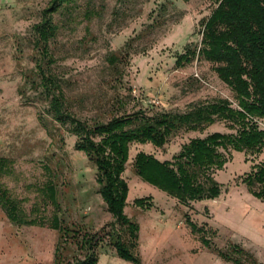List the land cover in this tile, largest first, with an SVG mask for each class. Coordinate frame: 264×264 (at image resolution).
<instances>
[{"label":"rangeland","instance_id":"obj_1","mask_svg":"<svg viewBox=\"0 0 264 264\" xmlns=\"http://www.w3.org/2000/svg\"><path fill=\"white\" fill-rule=\"evenodd\" d=\"M47 4L0 0V158L10 161L12 170L1 182L27 215L37 210L45 222L16 226L0 208V264L82 260L79 245L70 240L64 246L50 227L55 215L61 225L97 242L96 264H133L120 259L111 244L109 232L125 241L127 236L98 193L95 166L75 149L76 137L51 120L48 100L30 85L40 58L32 28ZM216 7L215 0H77L70 12L53 16L59 28L48 45L53 63L43 65L61 80L67 109L88 125L137 112L183 113L221 99L235 107L234 94L214 65L200 58L176 66L187 48H200L202 23ZM258 126L264 130V120ZM215 132L233 133L217 123L203 133L181 131L161 149L130 146L122 175L128 185L124 214L138 225L140 264H233L216 254L233 245L253 257L245 264H264V201L243 183L252 165L264 162V153L230 152L224 167L214 171L220 196L186 206L134 173L137 153L169 161L183 144ZM50 180L57 209L44 195ZM136 200H145L143 207Z\"/></svg>","mask_w":264,"mask_h":264},{"label":"trees","instance_id":"obj_2","mask_svg":"<svg viewBox=\"0 0 264 264\" xmlns=\"http://www.w3.org/2000/svg\"><path fill=\"white\" fill-rule=\"evenodd\" d=\"M76 1L48 0L41 21L33 26V46L40 58L35 67L37 80H31L30 85L48 100L47 113L51 120L76 137L75 149L84 152L95 166L98 193L114 222L127 236L125 241L121 234L109 232L117 256L140 264L136 255L138 225L124 214L128 185L122 175L132 144H151L161 149L181 131L203 133L217 123H223L233 132H215L205 138H194L183 144L169 161H160L144 152L135 156L132 163L135 175L185 206L220 196L221 187L214 178V171L224 167L230 152L252 157L264 153V130L258 126V122L264 120V0H215L216 9L202 23L200 48H187L176 60L177 67L200 58L214 65L218 79L234 94L235 107L221 99L193 105L183 113L147 117L137 112L93 125L79 120L67 109L61 80L43 65L53 63L48 45L59 29L53 16L70 12ZM116 62L118 60L114 58L113 64ZM11 173L10 161L0 158V208L8 221L16 226L44 225L37 210L33 209L32 215H27L2 184L1 180ZM243 183L255 198L264 201V162L253 164ZM44 195L57 209L51 180L45 185ZM144 203L145 200H136L135 205L143 207ZM56 216L52 217L50 227L58 232L59 240L64 246L73 240L84 252V258L72 264H96L97 242L87 233L80 236L78 231L61 225ZM191 228L195 231V226L191 225ZM205 244L209 247L207 242ZM60 247L58 244L56 255ZM216 254L233 264L254 262L250 254L236 245L225 252L216 251Z\"/></svg>","mask_w":264,"mask_h":264}]
</instances>
